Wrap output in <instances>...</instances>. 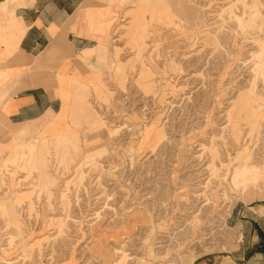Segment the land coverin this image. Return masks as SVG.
I'll return each mask as SVG.
<instances>
[{
	"label": "rangeland",
	"instance_id": "1",
	"mask_svg": "<svg viewBox=\"0 0 264 264\" xmlns=\"http://www.w3.org/2000/svg\"><path fill=\"white\" fill-rule=\"evenodd\" d=\"M85 17L103 44L65 126L0 144V264L240 262L232 211L264 202V0Z\"/></svg>",
	"mask_w": 264,
	"mask_h": 264
},
{
	"label": "crops",
	"instance_id": "2",
	"mask_svg": "<svg viewBox=\"0 0 264 264\" xmlns=\"http://www.w3.org/2000/svg\"><path fill=\"white\" fill-rule=\"evenodd\" d=\"M93 3L0 0V78H9L0 86V144L22 130L65 126L59 115L70 97L64 93L75 78L90 83L88 63L98 61L103 44L85 17ZM232 217L242 227L234 249L240 262L229 254L228 264H264V202L236 207Z\"/></svg>",
	"mask_w": 264,
	"mask_h": 264
},
{
	"label": "bare ground",
	"instance_id": "3",
	"mask_svg": "<svg viewBox=\"0 0 264 264\" xmlns=\"http://www.w3.org/2000/svg\"><path fill=\"white\" fill-rule=\"evenodd\" d=\"M63 111V113H64V110H62Z\"/></svg>",
	"mask_w": 264,
	"mask_h": 264
}]
</instances>
